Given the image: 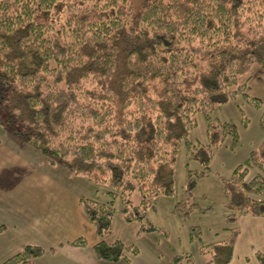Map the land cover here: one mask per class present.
<instances>
[{
	"label": "trees",
	"instance_id": "trees-1",
	"mask_svg": "<svg viewBox=\"0 0 264 264\" xmlns=\"http://www.w3.org/2000/svg\"><path fill=\"white\" fill-rule=\"evenodd\" d=\"M254 65L264 67V0H144L140 8L133 0H0V124L70 175L110 185L109 204L81 199L104 262L139 255L106 240L119 196L124 220L144 222L157 197L175 193L183 145L205 168L228 138L237 146V127L211 117L217 107L243 95L264 130V102L239 79ZM199 114L207 144L190 140ZM194 174L205 171H189L190 193ZM226 185L235 222L264 217V144ZM155 231L148 222L140 233ZM231 231L210 246L207 264L232 262L239 231ZM45 253L28 246L2 264H35Z\"/></svg>",
	"mask_w": 264,
	"mask_h": 264
},
{
	"label": "rangeland",
	"instance_id": "rangeland-1",
	"mask_svg": "<svg viewBox=\"0 0 264 264\" xmlns=\"http://www.w3.org/2000/svg\"><path fill=\"white\" fill-rule=\"evenodd\" d=\"M133 1L135 6L140 8L144 0ZM239 79L240 83H247V92L251 97L264 102V67L254 65ZM211 117L237 127L239 133L237 146L230 148L231 139L228 138L224 146L214 150L209 168H205L201 160L191 159V152L183 145L175 169V193L171 196L157 197L153 203L155 209L147 210L144 222L128 223L124 220L121 211L122 199L119 196L114 203L112 232L106 240L109 243L122 241L128 246H134L139 250V255L130 261L102 263L207 264L212 256L208 253L210 246L227 242L231 230L239 227L238 220L234 221L237 218L235 217L237 211L231 208L230 197L226 194V184L237 167L242 165L253 151H261L264 144V130L260 126L261 111L249 104L243 95H238L236 99L217 107L211 113ZM196 124L190 133V140L195 144H207V119L199 114L196 117ZM6 150L18 153L25 161L23 168L28 172L22 186L38 185L46 182V178H50L71 187L82 199L106 204L112 201L109 194L112 188L107 182H94L85 176L70 175L64 164L27 144L21 137L14 135L9 126L0 124V152ZM52 160L56 163H51ZM189 171H205V175L200 178L194 174L197 183L191 193ZM19 190L20 187L13 188L10 197L15 198L14 195ZM131 199L135 206L141 204L138 191L131 195ZM177 206L188 215L181 217L177 213ZM2 220L0 217V221ZM148 222L159 231L140 233L142 226ZM193 229L199 230L200 233ZM50 261V258H42L37 264H50Z\"/></svg>",
	"mask_w": 264,
	"mask_h": 264
},
{
	"label": "crops",
	"instance_id": "crops-1",
	"mask_svg": "<svg viewBox=\"0 0 264 264\" xmlns=\"http://www.w3.org/2000/svg\"><path fill=\"white\" fill-rule=\"evenodd\" d=\"M23 161L11 150L0 152V264L28 246L46 250L35 264L42 258H50V264H104L94 252L99 237L85 214L81 196L50 178L22 186L28 172ZM15 184L20 190L12 199L11 190L19 188ZM238 225L230 264H262L257 254L264 255V217H239ZM81 238L87 246L71 245Z\"/></svg>",
	"mask_w": 264,
	"mask_h": 264
}]
</instances>
